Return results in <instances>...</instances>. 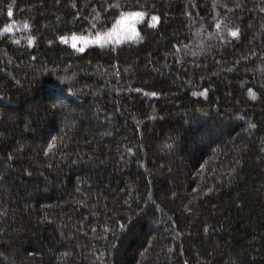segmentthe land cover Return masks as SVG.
Segmentation results:
<instances>
[{
    "label": "trees",
    "instance_id": "trees-1",
    "mask_svg": "<svg viewBox=\"0 0 264 264\" xmlns=\"http://www.w3.org/2000/svg\"><path fill=\"white\" fill-rule=\"evenodd\" d=\"M0 264H264V0H0Z\"/></svg>",
    "mask_w": 264,
    "mask_h": 264
},
{
    "label": "snow or ice",
    "instance_id": "snow-or-ice-1",
    "mask_svg": "<svg viewBox=\"0 0 264 264\" xmlns=\"http://www.w3.org/2000/svg\"><path fill=\"white\" fill-rule=\"evenodd\" d=\"M132 15H137V16H139V15H142V13H133ZM154 19H155V18H154ZM231 34H232L233 36L236 35L235 32H232Z\"/></svg>",
    "mask_w": 264,
    "mask_h": 264
},
{
    "label": "rangeland",
    "instance_id": "rangeland-1",
    "mask_svg": "<svg viewBox=\"0 0 264 264\" xmlns=\"http://www.w3.org/2000/svg\"><path fill=\"white\" fill-rule=\"evenodd\" d=\"M121 22H122V23H127V20L123 18V19L121 20ZM119 25H120V26H123V25L120 24V23H119Z\"/></svg>",
    "mask_w": 264,
    "mask_h": 264
}]
</instances>
